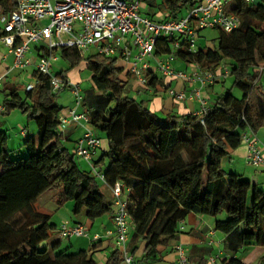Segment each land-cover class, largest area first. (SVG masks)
I'll list each match as a JSON object with an SVG mask.
<instances>
[{"label": "trees", "instance_id": "16d2710c", "mask_svg": "<svg viewBox=\"0 0 264 264\" xmlns=\"http://www.w3.org/2000/svg\"><path fill=\"white\" fill-rule=\"evenodd\" d=\"M199 1L162 0L159 11L166 12L164 20L179 18L184 8ZM0 3L6 14L15 8L14 0ZM233 7L241 24L231 33L220 30L218 48L176 54L204 71H216L224 64L243 92L236 98L232 90L225 91L209 103L204 115L153 112L148 100L129 97L132 76L117 59L97 54L86 59L93 86L84 92L83 108L93 130L103 133L109 143L100 162L93 158V163L108 161L106 170L99 171L109 186L121 183L128 190L131 254L137 257L139 242L145 243L137 259L141 263L160 260L159 248L177 239L181 223L191 214L216 218V230L226 235L225 247L233 256L245 248H264V188L223 168V161L242 146L246 129L257 134L264 128V0L256 5L238 0ZM170 46L161 42L158 52L171 53ZM61 57L72 69L84 59L76 48L62 50ZM57 76L67 79L64 71ZM33 77L38 84L26 91L25 100L16 87L3 92L1 116L20 109L35 121L38 132L34 138L28 134L23 138L25 157L13 159L8 135L0 130V264H96L84 251L72 253L68 248L55 254L41 247L54 215L38 204L48 191H57L52 201L58 208L72 202L74 216L86 212L96 220L114 216L115 207L104 185L91 171L81 170L74 153L65 147L59 131L64 108L56 103L58 94L50 77L36 70ZM148 79L151 89L163 85L154 73ZM144 92L150 100L157 96V89ZM222 215L227 219L220 220ZM54 244L56 251L61 241ZM106 264H125L124 257L115 250ZM196 264L207 261L201 257ZM223 264L244 263L232 257ZM257 264H264V256Z\"/></svg>", "mask_w": 264, "mask_h": 264}, {"label": "built area", "instance_id": "2783aa9c", "mask_svg": "<svg viewBox=\"0 0 264 264\" xmlns=\"http://www.w3.org/2000/svg\"><path fill=\"white\" fill-rule=\"evenodd\" d=\"M15 8L9 15L1 19L2 31L0 43H3L14 57L13 70L27 72L35 67L41 76L50 77L53 92L58 94L69 89L75 97V105L60 115L59 131L64 135L70 124H76L84 129L83 137L76 143L73 150L75 156L83 158L94 173L96 179L109 187L115 207L113 217L115 248L123 257L125 264H144L139 262L129 250L128 243L131 232V221L128 211V190L121 183L109 186L105 176L93 163V158L101 147V139L95 136L90 124L88 113L83 108L84 93L80 84H73L60 76L51 73V62L58 57L56 52L64 49H78L83 57L94 49L97 55L114 58L125 64L126 70L137 83L136 91L153 92L149 88L148 75L151 71V60L157 63L159 81H184L199 84L194 92L200 100L201 110L198 115H204L208 110V101L200 97V91L213 85L216 81L228 77L230 70L226 66L218 70L204 71L200 65L191 64L194 72L187 74L172 68V60L179 50L196 52V39L199 31L210 28L226 33L236 30L240 18L235 14L233 6L228 7L231 0H200L195 6L189 7V14L184 18L153 19L142 16L140 1L126 0H14ZM234 4L238 0H234ZM256 0H244L252 5ZM47 21L48 24L44 25ZM166 41L171 46L170 58L163 59L166 53H159V44ZM165 46V44H163ZM262 71V69H261ZM35 78V77H34ZM30 84L27 91H32L38 84ZM4 77H0V85ZM174 101L180 103L186 100V94L173 88H165ZM5 107L0 104V116ZM203 123V122H202ZM23 138L27 136L25 129L21 130ZM242 141L248 150L247 163L251 167L264 169L263 149L260 147L256 134L246 129ZM62 239L87 237L88 230L82 224L67 225L60 228ZM111 235V233H108ZM101 240L97 235L93 241ZM179 263L188 264L185 249L177 247ZM210 261H213L211 258Z\"/></svg>", "mask_w": 264, "mask_h": 264}, {"label": "crops", "instance_id": "0c3cea01", "mask_svg": "<svg viewBox=\"0 0 264 264\" xmlns=\"http://www.w3.org/2000/svg\"><path fill=\"white\" fill-rule=\"evenodd\" d=\"M9 14L10 12H8L7 14L4 12L2 5L0 3V34L3 27L1 23V19ZM13 64H14L13 55L10 53L9 49L3 43H0V77H4V80L0 85V92H5L8 89L15 87L16 81L14 78L10 77V73L14 71ZM118 64L121 68L126 69L125 64L122 61L119 60ZM189 65L191 66V64ZM182 71L185 72L186 70H182ZM221 80H218L215 85L206 87V89L203 88L200 91L201 93L200 97H202V99L207 100L208 103L211 104L219 95H221L220 90H218V87L216 86L222 83ZM160 83L162 84V82ZM136 85L137 83L135 84V86ZM199 87H200L199 84H190L184 81H178V80L163 81V85L162 86L159 85L157 87V96L155 98H152L153 105L151 110L153 112H157L162 115L198 114L201 110V103L199 99L195 98L194 92L197 91ZM165 88L166 89L173 88L179 92H184L186 94V100L180 103L174 101L166 92H163L164 91L163 89ZM204 89L205 91H203ZM136 94L138 96H142V94H138V92ZM135 99L138 100L139 98L137 97ZM0 104L3 103L1 102ZM67 111L68 110L64 112ZM94 134L95 136L101 139V147L98 149L97 153L94 156V160H95L94 163H96V162H100V160L103 158V154L107 152L109 148V143L104 134H96L95 130H94ZM83 135H84V129L81 126L76 124L68 125L63 137V142L65 144V147L68 148L73 153L76 143L83 137ZM100 154H102L101 157H97ZM247 156H248V150L245 145L244 147L241 146L238 150L233 151L231 153V160L236 161V159H241L246 164ZM263 157H264V152H263ZM76 160H77V156H76ZM237 162L240 161H236V163ZM107 163L108 161L105 160L99 164V167L100 168L102 167V171L106 170V168L108 167L109 164ZM82 165L87 166V163L83 161ZM88 171H90V169H88ZM255 173L256 174L254 175V178L248 180H250L254 184L259 185L261 188H264V179L262 180L261 177H259L260 175H257L259 174L258 171H256ZM261 173H264V169L263 172ZM103 189L105 190V193L109 194L113 198L112 193L108 187L103 186ZM54 192L55 193L53 194V197L57 194V191L54 190ZM44 195L39 198L38 204L40 203V200H42ZM53 197L51 198V200L53 199ZM112 201L113 199L109 202L113 203ZM67 205L70 206V203L64 205L63 207H66ZM113 217L114 216L111 215L110 219H106L105 217H103L97 220H91L90 218H88L86 212H82L80 215L74 216L72 221L65 223L61 222V224L84 225L88 230L89 235L86 238L87 240L89 239V241L87 242L83 240L82 243L81 242L82 240L77 239L80 241L79 243L82 246V248H80L79 251H84L89 258H92L95 261L96 264H106L111 254L116 250L115 237L114 235H112L114 232ZM131 230H132V226H131ZM59 231L60 228H58V226H55L53 229L54 234H58ZM179 231L180 233L177 235V239L173 241L168 247L159 248L160 260L144 262V263L145 264H180L179 254L177 251V247L179 246L185 249V253L189 261L188 264H196L201 257L206 259L207 264H223L227 260H230L232 257L240 259L244 264H257L259 259L262 256H264V248L258 246L250 247L249 249L250 252L247 253L243 258H241L237 254L233 256L231 253L227 252L225 247L226 235L223 233L222 236H218V232L214 227V224L210 223V221L206 216H201L197 214L189 215L188 218L183 223H181ZM108 233H111V235H108ZM97 235L101 236V240L94 242L93 239ZM131 235L132 234H130L129 237L128 247L130 252L132 253L130 247ZM54 240L59 241L57 239ZM71 240L68 241L69 242L68 248H71V250L74 252V250L72 249L74 248V245L71 242ZM138 245H140V249L137 253L136 259L140 260L146 244L140 241ZM211 258L213 259V261H210Z\"/></svg>", "mask_w": 264, "mask_h": 264}, {"label": "rangeland", "instance_id": "374dc122", "mask_svg": "<svg viewBox=\"0 0 264 264\" xmlns=\"http://www.w3.org/2000/svg\"><path fill=\"white\" fill-rule=\"evenodd\" d=\"M126 1H128V2L140 1L141 5H142V10H141L142 16H149V17L157 20V19H164L165 15H166V12L162 13L159 11V5L162 3V0H126ZM262 1L263 0H256L253 5L262 3ZM234 2H235L234 0H231L229 2L228 7L233 6ZM188 14H189V7H186L182 10L179 17L184 18V17H187ZM47 24H48V22L45 21L44 25H47ZM219 34H220L219 29L206 28V29L199 31V37H198V39H196V50L197 51H199L200 49L215 50L216 48H218ZM184 50H186V49H184ZM94 53H95L94 49H91V51L89 53H87V55L84 57L83 61L79 64V66L72 69V68H70L69 63L61 57V52L57 51L56 56L58 57V59L56 61L53 60L51 62V65H52L51 73L54 76H57L62 71H64L67 75L68 82L73 83V84L79 83L80 87L82 89V92L84 93L86 90L92 88V86H93L91 72L88 70V62L86 59L89 56L95 55ZM170 57H171V55L166 53L163 59L170 58ZM172 57H173V60L171 63H172L173 69H175L177 71L186 70L185 72L188 75L192 74L194 72V69H192L189 64H187L183 60L179 59V57L176 54ZM225 64L227 66H229L230 62L227 60L225 62ZM223 66H225V65L223 64ZM157 68H158L157 63L154 60H151V71L154 73H158ZM180 69H182V70H180ZM35 70L36 69L33 65V67H31L27 70V72L14 70L10 73V77L14 78L16 81L15 87L18 91V94L22 97L23 100H25L27 98V92H26L27 87L30 84H35V82H36V79L33 77V73ZM221 82L222 83L216 85L218 87V90H220V94H223L227 90H232V93L236 98H242L243 97V92L239 88L235 87V84H234L235 83V77L229 75L228 77L223 78L221 80ZM261 82H262V86H263V90H264V77H263ZM135 84H136V82L132 78L131 81L129 82V86H128L129 87V89H128L129 90L128 91L129 97H131L133 99L138 97L139 98L138 100H141V99L142 100H148L146 105L149 109H151L152 105H153L152 100H150V97L148 95H146L144 91H143L142 96H138L136 94L137 91H136ZM196 87H198V86H196ZM205 89L203 91H205ZM4 100H5V95L3 92H0V103L1 102L3 103ZM56 103L59 106L64 108L63 111H66V110H68V108L74 107L75 97L73 96V94L71 93V91L69 89H65V90H62L61 92L58 93ZM22 129H25L27 131L28 137H30V138H34L37 136L38 130H37V125H36L35 121L29 119L28 114H24L20 109H15L8 115L0 116V130L6 132L8 135L7 145H8V149L11 151V156L13 159L25 157V155L27 153V147L24 144L25 140L21 137V133H20V130H22ZM95 133L96 134H103L97 130H95ZM256 137L259 140L260 147L263 149V152H264V128L260 129L257 132ZM242 146L244 147L245 144L243 143ZM101 155L102 154H100L97 157H101ZM82 160L85 161L83 158L77 157L76 162H77L79 168L81 170H83V171L85 170L87 172H89L88 169H90V171L93 173L89 163H87L85 161V163H87V166L82 165V163H83ZM236 161H240V162L236 163ZM236 161H234V160L232 161L229 158L225 159L223 161L224 170L227 173H235L236 172V173L242 174L243 178L246 180L247 179H253L254 175L256 174L255 172L258 171L259 174H257V175H260L259 177H261L262 180L264 179V176H263L264 173H261V172H263L262 168L251 167L248 165L247 161L245 164V162H243L241 159H236ZM97 168L100 171H102V167L100 168L97 165ZM244 171H245V173H244ZM54 193H55L54 190L48 191L44 195L42 200H40V203H39L40 208L45 213H50V214L53 213L54 214L50 223L46 226L47 227L46 229L48 231V240L46 242H44L41 245V247H42V249H48V251L50 253L55 252V254H59L60 252L69 250L68 249L69 242H68V240L62 239L60 237L59 233L54 234V232L51 231V228L55 227V226H58V228H61V225H62L61 222L65 223V222L72 221L74 218V215L72 212V207H73L72 202H69L70 206L67 205L66 207L60 208V210H59V208L51 200ZM112 199L113 198L108 194V201H111ZM104 217L106 219H110L111 214H108ZM206 217L208 218L210 223L214 224V227L216 228V218L208 217V216H206ZM77 218H79V217H77ZM98 219H100V218H98ZM219 219L220 220H226L227 217H226V215H222L219 217ZM217 232H218V236H222V234H223L222 231L217 230ZM54 239L61 241V245L58 249H56V251H54L55 250L54 249V247H55L54 246L55 245ZM77 239L82 240L81 241L82 243H83V240L87 241V242L89 241V239L87 240L86 237L75 238V239L73 238L71 240V242L74 245V248H72L74 250V252L71 250V248L68 252L75 253V252L79 251L80 248H82V246L79 243L80 241ZM249 249L250 248L242 249L239 253H237V255H239L241 258H243L247 253L250 252Z\"/></svg>", "mask_w": 264, "mask_h": 264}]
</instances>
